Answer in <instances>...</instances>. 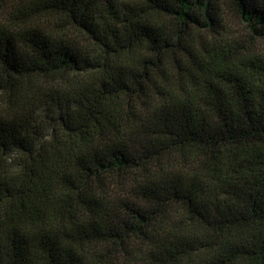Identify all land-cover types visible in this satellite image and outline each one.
Listing matches in <instances>:
<instances>
[{
    "label": "trees",
    "instance_id": "1",
    "mask_svg": "<svg viewBox=\"0 0 264 264\" xmlns=\"http://www.w3.org/2000/svg\"><path fill=\"white\" fill-rule=\"evenodd\" d=\"M0 264H264V0H0Z\"/></svg>",
    "mask_w": 264,
    "mask_h": 264
}]
</instances>
